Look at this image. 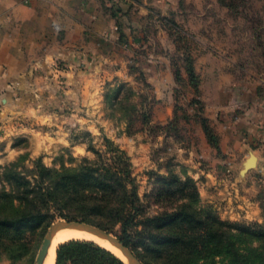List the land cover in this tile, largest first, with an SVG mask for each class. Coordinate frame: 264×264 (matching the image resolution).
Instances as JSON below:
<instances>
[{"label":"rangeland","instance_id":"rangeland-1","mask_svg":"<svg viewBox=\"0 0 264 264\" xmlns=\"http://www.w3.org/2000/svg\"><path fill=\"white\" fill-rule=\"evenodd\" d=\"M99 1L117 20L116 53L131 79L87 73L77 94L68 87L74 83L59 82L20 95V110L32 108L34 133L1 139L0 164L24 169L43 163L59 170L126 166L115 157L123 150L136 187L137 229L146 216L185 202L178 190L189 178L194 185L186 189L193 192L195 186L197 192L191 202L204 215L264 222V185L255 182L257 165L247 164L254 152L243 160L228 150L232 138L218 113L220 102L228 101L215 87L223 80L264 77V0ZM125 20L142 24L133 29ZM127 27L138 46L129 41ZM192 60L196 80L188 71ZM29 117L21 112L17 122L30 125ZM173 174L180 179L172 180ZM52 212L50 225L27 230V249L0 257V264H35L50 226L64 215L124 235L122 223L112 224L109 216L74 208Z\"/></svg>","mask_w":264,"mask_h":264},{"label":"trees","instance_id":"trees-1","mask_svg":"<svg viewBox=\"0 0 264 264\" xmlns=\"http://www.w3.org/2000/svg\"><path fill=\"white\" fill-rule=\"evenodd\" d=\"M188 71L196 80L193 60ZM115 155L126 166L87 164L59 170L43 163L24 169L0 164V257L20 256L27 249L28 229L50 225L53 210L74 208L109 216L112 224L121 222V239L144 264H264V222H229L210 211L204 215L191 202L197 195L195 186L193 192L186 189L194 185L190 178L178 190L186 194L185 202L146 216L137 229V194L128 158L123 150ZM178 179L173 174L172 180ZM55 264L125 263L93 241L70 239L59 244Z\"/></svg>","mask_w":264,"mask_h":264},{"label":"crops","instance_id":"crops-1","mask_svg":"<svg viewBox=\"0 0 264 264\" xmlns=\"http://www.w3.org/2000/svg\"><path fill=\"white\" fill-rule=\"evenodd\" d=\"M125 21L133 29L142 24ZM127 28L129 41L138 46L140 42L131 35V27ZM117 32V20L99 0H0V140L13 134L34 133L30 123L32 108L29 105L21 111L19 105L24 100L19 97L41 88V83L47 89L59 82L74 83L68 87L77 94L83 90L82 79L87 73L96 76L100 72H113L131 79L124 58L116 53ZM253 78L223 80L215 87L228 101L225 105L220 102L218 112L223 128L232 138L228 150L244 155L243 160L251 151L255 153L257 166L253 176L261 186L264 185V77L254 74ZM33 110L37 117L41 116L37 109ZM21 112L30 116L27 120L30 125H19ZM212 175L218 178L215 173Z\"/></svg>","mask_w":264,"mask_h":264},{"label":"water","instance_id":"water-1","mask_svg":"<svg viewBox=\"0 0 264 264\" xmlns=\"http://www.w3.org/2000/svg\"><path fill=\"white\" fill-rule=\"evenodd\" d=\"M248 166L257 165V156L252 153L247 162ZM64 228H75L89 231L96 234L106 240H109L115 247L121 250L125 258H122L125 264H144L143 261L137 256V254L127 245L125 242L117 235L112 232L99 227L97 225L91 224L83 220H71V219H61L54 222L43 241V244L38 253L35 264H44L47 253L49 252L55 234Z\"/></svg>","mask_w":264,"mask_h":264},{"label":"bare ground","instance_id":"bare-ground-1","mask_svg":"<svg viewBox=\"0 0 264 264\" xmlns=\"http://www.w3.org/2000/svg\"><path fill=\"white\" fill-rule=\"evenodd\" d=\"M70 239H82V240L93 241L98 245L111 250L117 256H120L121 258H125L121 250L115 247L109 240H106L86 230L75 229V228H64L59 230L55 234L52 246L46 255L44 264H55L57 258V248L59 244Z\"/></svg>","mask_w":264,"mask_h":264}]
</instances>
